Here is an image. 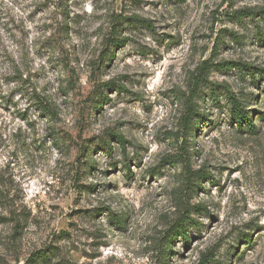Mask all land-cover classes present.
Listing matches in <instances>:
<instances>
[{
    "label": "rangeland",
    "instance_id": "1",
    "mask_svg": "<svg viewBox=\"0 0 264 264\" xmlns=\"http://www.w3.org/2000/svg\"><path fill=\"white\" fill-rule=\"evenodd\" d=\"M263 10L0 0V264H264Z\"/></svg>",
    "mask_w": 264,
    "mask_h": 264
},
{
    "label": "trees",
    "instance_id": "2",
    "mask_svg": "<svg viewBox=\"0 0 264 264\" xmlns=\"http://www.w3.org/2000/svg\"><path fill=\"white\" fill-rule=\"evenodd\" d=\"M262 13L264 14V10L262 11ZM252 13L250 12V15ZM114 39V38H113ZM114 41L116 43H114ZM124 39H120V38H115L114 40H112V42L114 43L113 46L119 45L121 43H123ZM111 55H113V52H111ZM223 64H229L231 65L229 62H224ZM232 65H234L232 63ZM262 73H264V69L261 70ZM109 83L106 82L103 85L106 86ZM264 91V88H263ZM226 96H227V100L228 103L230 104V109H229V116H230V120L234 121V123L236 125H239V127H241V125H246L247 127L251 128L253 127V122L251 119L248 118L247 116V111L245 110L243 104L241 101H239L232 92H230L229 90H226ZM107 98H105L104 100H106ZM42 111H48L46 107H42L41 109ZM196 110L193 107V105H189L187 110H186V114L184 115V117H182V126L183 128L187 129L189 132H191L193 130V116L195 115ZM114 137H116L117 141L119 142L120 147L123 148L125 140L123 139V137L120 134H114ZM182 161L183 163V172L181 173L182 179L184 180L185 183H189L190 185H192V187L194 185H198L197 183H194V179H205L208 178V175L204 172H201V170H196V171H192L189 169V167H187V161L183 160L180 156H168L163 158L161 161H167L169 164L171 165H176L178 161ZM197 208L200 207V209H204V206H196ZM190 221L193 222L194 219L191 218L189 216V214H184L182 215V219L178 220L174 223V225L172 226V238L176 237L177 235L180 236H185V232H184V222L185 221ZM171 238V239H172ZM168 247H170V245H168ZM168 251L170 252L171 249L168 248ZM214 254H213V249H209L206 250L204 253L201 254V258L200 261L198 262V264H208L211 261H214Z\"/></svg>",
    "mask_w": 264,
    "mask_h": 264
}]
</instances>
